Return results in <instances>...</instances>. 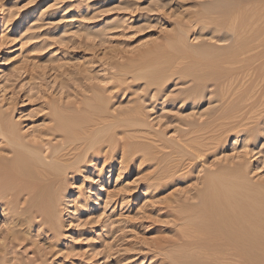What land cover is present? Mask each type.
I'll return each mask as SVG.
<instances>
[{
  "label": "rangeland",
  "instance_id": "rangeland-1",
  "mask_svg": "<svg viewBox=\"0 0 264 264\" xmlns=\"http://www.w3.org/2000/svg\"><path fill=\"white\" fill-rule=\"evenodd\" d=\"M215 1L0 0V112L36 139L54 125L55 104H79L99 90L108 112L93 135H81L96 145L82 140L67 156L82 162L67 166L51 191L53 222L24 213L32 193L21 192L14 206L0 200V264H161L154 248L172 233L173 206L203 188L208 172L241 164L264 184V57L198 95L191 68L161 86L133 73L142 52L180 31L192 47L229 44L199 37L192 22ZM134 113L142 124H133ZM127 142L138 148L124 152ZM189 146L201 159L184 160Z\"/></svg>",
  "mask_w": 264,
  "mask_h": 264
},
{
  "label": "bare ground",
  "instance_id": "bare-ground-1",
  "mask_svg": "<svg viewBox=\"0 0 264 264\" xmlns=\"http://www.w3.org/2000/svg\"><path fill=\"white\" fill-rule=\"evenodd\" d=\"M263 1L216 0L206 4L192 17L202 31L199 37L211 34L212 38L229 40V44L212 46L203 40L199 47H192L180 31L142 52L133 63V73L150 85L161 86L177 73L175 70L191 68V91L198 95V88L221 81L234 73L238 64H256L264 57V50L257 51L264 47ZM91 95L79 104L53 105L54 125L49 132L54 138L61 137L55 146L45 137L49 132L37 139L28 138L0 112V136L7 146L1 148L0 155V200L14 206L21 192L32 193L24 213L40 212L48 222L57 218L51 191L58 188L67 166L78 167L82 162H71L67 156L83 147V141L96 145L94 136L88 144L81 135H93L95 125L108 114L105 96L99 90ZM139 116L131 115L133 124H142ZM134 147L138 148L127 142L123 149L128 152ZM139 149L147 150L145 146ZM182 152L186 158L181 159H201L197 147L189 146ZM204 181L203 188L173 206L172 233L154 248L161 264H264V184L254 183L241 164L210 171Z\"/></svg>",
  "mask_w": 264,
  "mask_h": 264
}]
</instances>
